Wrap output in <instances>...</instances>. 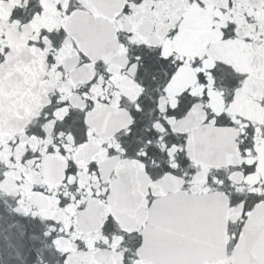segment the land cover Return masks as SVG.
<instances>
[{
  "label": "snow or ice",
  "instance_id": "6c2138e0",
  "mask_svg": "<svg viewBox=\"0 0 264 264\" xmlns=\"http://www.w3.org/2000/svg\"><path fill=\"white\" fill-rule=\"evenodd\" d=\"M0 264H264V0H0Z\"/></svg>",
  "mask_w": 264,
  "mask_h": 264
}]
</instances>
